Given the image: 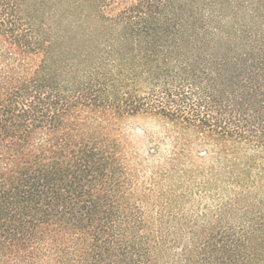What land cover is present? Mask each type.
Instances as JSON below:
<instances>
[{
  "label": "trees",
  "instance_id": "obj_1",
  "mask_svg": "<svg viewBox=\"0 0 264 264\" xmlns=\"http://www.w3.org/2000/svg\"><path fill=\"white\" fill-rule=\"evenodd\" d=\"M0 264H264V0H0Z\"/></svg>",
  "mask_w": 264,
  "mask_h": 264
},
{
  "label": "rangeland",
  "instance_id": "obj_2",
  "mask_svg": "<svg viewBox=\"0 0 264 264\" xmlns=\"http://www.w3.org/2000/svg\"><path fill=\"white\" fill-rule=\"evenodd\" d=\"M148 130L151 132H158L159 127L158 124L151 120L145 119H137L136 121H132V123L128 126L127 130L131 134L132 144L135 148L140 149L142 152L146 153V151L152 146L148 138L144 135H141L137 132V130Z\"/></svg>",
  "mask_w": 264,
  "mask_h": 264
}]
</instances>
